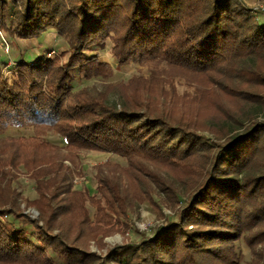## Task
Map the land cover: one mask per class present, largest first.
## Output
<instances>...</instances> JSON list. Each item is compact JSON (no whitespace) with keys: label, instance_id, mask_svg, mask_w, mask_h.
<instances>
[{"label":"trees","instance_id":"obj_1","mask_svg":"<svg viewBox=\"0 0 264 264\" xmlns=\"http://www.w3.org/2000/svg\"><path fill=\"white\" fill-rule=\"evenodd\" d=\"M0 32L12 50V65L0 62V264H100L55 225L64 213L80 215V225L89 220L59 148L75 157H119L136 184L145 178L173 205L181 203L151 239L116 261L242 264L239 244H264L263 11L240 0H0ZM48 32L65 48L44 47ZM20 43L27 45L24 51ZM104 44L119 69L137 65L152 76L153 67L163 66L205 77L214 93L234 100L238 109L220 107L222 124L212 140L206 128L170 111L117 94L114 102L113 85L104 87L113 74L100 59ZM94 81L101 89L80 87ZM171 95H177L174 87ZM20 130L30 134L9 133ZM50 133L64 145L50 144ZM147 164L190 174L186 198ZM21 171L34 180L37 198L31 204L38 219L21 210L11 191ZM98 195L104 207H97V225L108 223L109 214H126L129 203L117 180L99 175L90 198Z\"/></svg>","mask_w":264,"mask_h":264},{"label":"rangeland","instance_id":"obj_2","mask_svg":"<svg viewBox=\"0 0 264 264\" xmlns=\"http://www.w3.org/2000/svg\"><path fill=\"white\" fill-rule=\"evenodd\" d=\"M240 1L247 8L264 12V0ZM32 43L34 46L37 45L36 41H32ZM20 45L22 51L27 47L26 44L20 43ZM42 45L54 52L65 48L63 41L51 32L45 34ZM54 52L51 53L52 56ZM99 52L101 61L109 63L113 67V74L104 84V87L113 85V90H115L113 91L114 102L118 100L115 96L117 94V96L133 98L137 103L143 106H151L159 112L170 111L169 113L175 118H182L192 124L195 123L197 126H201V129L206 128L204 135L212 140L215 138L213 131L220 129L222 124L220 107L229 108L233 111L238 109L237 102L222 94L214 93V88L205 77L169 70L163 66L153 67L152 76L149 73L150 70L147 69V71L137 65L119 69L110 57L109 44L101 46ZM30 54V52L27 53V55ZM11 55L10 43L5 35L0 32V62L5 60L8 67L11 66ZM3 72L6 75V69ZM133 77L143 78L145 81L131 82ZM101 86H103L101 83L94 81L83 83L80 87H98L101 89ZM173 87L176 89L177 95L175 97L171 95ZM197 90L207 92V94L201 96ZM9 133L16 137L30 134L26 130ZM46 139L55 147L64 145L62 139L54 133H50ZM61 150L59 148V158L63 162V166L70 170L68 177L72 191L82 192L89 220L87 224L80 225V215L64 213L58 218L55 225L59 227V233L66 237L68 243L86 253L95 255L98 263L123 264L116 260L127 254L125 252L129 248L136 249L142 242L151 239L156 229L179 210L181 203L178 199L173 205L167 194H163L161 190L158 191L152 187L145 178H141L142 182L136 184L133 179L134 174L126 166L125 160L103 152H94L98 153L95 158L92 157L93 152H80L75 157L71 153ZM147 166L163 182L170 184L176 192L186 198L188 190L192 186L190 174L182 172L179 168L163 165L147 164ZM99 175L101 178L111 179L112 182L113 179L117 180L123 191V197L127 199L129 205L124 216L109 214L108 223L97 225V207L98 205L104 207V200L100 195L96 196V200H92L90 197L95 192L96 178ZM10 187L11 191L18 195L21 210L31 218L38 219V212L31 204L37 198L34 180L21 171L15 175ZM143 187L146 189V194H142L139 190ZM95 201L99 204H96ZM54 233L58 232L55 231ZM238 248L242 253V264H264V244H259L253 249L239 244ZM204 263L214 264L212 261ZM54 264L59 263L54 261Z\"/></svg>","mask_w":264,"mask_h":264},{"label":"crops","instance_id":"obj_3","mask_svg":"<svg viewBox=\"0 0 264 264\" xmlns=\"http://www.w3.org/2000/svg\"><path fill=\"white\" fill-rule=\"evenodd\" d=\"M97 154H98V153H97ZM97 154L93 152L92 157L95 158Z\"/></svg>","mask_w":264,"mask_h":264}]
</instances>
